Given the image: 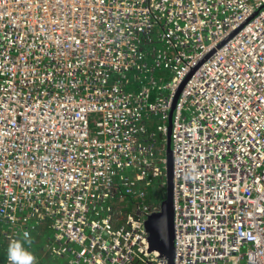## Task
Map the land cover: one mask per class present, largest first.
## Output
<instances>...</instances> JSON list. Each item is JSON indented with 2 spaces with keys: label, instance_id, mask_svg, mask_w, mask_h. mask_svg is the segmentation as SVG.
Listing matches in <instances>:
<instances>
[{
  "label": "built area",
  "instance_id": "obj_1",
  "mask_svg": "<svg viewBox=\"0 0 264 264\" xmlns=\"http://www.w3.org/2000/svg\"><path fill=\"white\" fill-rule=\"evenodd\" d=\"M170 122L174 264H264V0H0L6 237L168 264L147 220Z\"/></svg>",
  "mask_w": 264,
  "mask_h": 264
},
{
  "label": "water",
  "instance_id": "obj_2",
  "mask_svg": "<svg viewBox=\"0 0 264 264\" xmlns=\"http://www.w3.org/2000/svg\"><path fill=\"white\" fill-rule=\"evenodd\" d=\"M176 95L173 108L177 100ZM170 118L172 117V111ZM171 122L169 123V132L167 135V158H168V175H167V195L163 199L160 210L157 213L156 220L149 217L147 226L150 233L151 248L157 249L162 256L166 257L168 264H174V225H173V199H172V149H171Z\"/></svg>",
  "mask_w": 264,
  "mask_h": 264
},
{
  "label": "trees",
  "instance_id": "obj_3",
  "mask_svg": "<svg viewBox=\"0 0 264 264\" xmlns=\"http://www.w3.org/2000/svg\"><path fill=\"white\" fill-rule=\"evenodd\" d=\"M150 128H152V126ZM6 231H8V224L0 221V264H8L7 247L12 239L6 237ZM52 233L53 231L48 224L38 225L34 231L31 232V237L28 238L30 241V250L33 251L37 257L38 264H69L67 255H60L52 250ZM21 236L22 235H18L15 238H20Z\"/></svg>",
  "mask_w": 264,
  "mask_h": 264
},
{
  "label": "rangeland",
  "instance_id": "obj_4",
  "mask_svg": "<svg viewBox=\"0 0 264 264\" xmlns=\"http://www.w3.org/2000/svg\"><path fill=\"white\" fill-rule=\"evenodd\" d=\"M149 62L150 64H152V62L150 61L149 59ZM130 78H131V81L134 82L136 84V87H134L133 89H128L126 88L127 91H134V93H138L139 91V88L141 86V83H140V80L136 79V77L134 76V73H132L131 75H129ZM159 77V71H157L156 73V78ZM143 83L144 84H148L150 85L151 84V79H144L143 80ZM157 97V93L156 91H152V94H151V98L154 100L156 99ZM159 117L154 115L153 117H148L146 118L148 120V122L152 121V130L156 131L158 133V130H157V126L159 123H163V121L159 120L158 119ZM151 127V126H150ZM95 129V120L93 118H91V130H94ZM159 134V133H158ZM159 150V151H158ZM157 152L159 154H164V149L163 147H161L160 149L157 148ZM151 189H149V199L154 203V204H158L160 202L161 199H164L165 196H166V184H163V188L161 191H158L159 190V183H155V185H153L152 187H150Z\"/></svg>",
  "mask_w": 264,
  "mask_h": 264
},
{
  "label": "clouds",
  "instance_id": "obj_5",
  "mask_svg": "<svg viewBox=\"0 0 264 264\" xmlns=\"http://www.w3.org/2000/svg\"><path fill=\"white\" fill-rule=\"evenodd\" d=\"M7 260L8 264H38L37 257L30 250L27 232H24L20 238H14L9 242Z\"/></svg>",
  "mask_w": 264,
  "mask_h": 264
},
{
  "label": "bare ground",
  "instance_id": "obj_6",
  "mask_svg": "<svg viewBox=\"0 0 264 264\" xmlns=\"http://www.w3.org/2000/svg\"><path fill=\"white\" fill-rule=\"evenodd\" d=\"M157 215V214H156ZM157 216L154 217V219L156 220Z\"/></svg>",
  "mask_w": 264,
  "mask_h": 264
},
{
  "label": "flooded vegetation",
  "instance_id": "obj_7",
  "mask_svg": "<svg viewBox=\"0 0 264 264\" xmlns=\"http://www.w3.org/2000/svg\"><path fill=\"white\" fill-rule=\"evenodd\" d=\"M163 199L160 200V202L162 203ZM157 214V213H156Z\"/></svg>",
  "mask_w": 264,
  "mask_h": 264
}]
</instances>
